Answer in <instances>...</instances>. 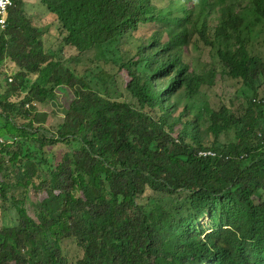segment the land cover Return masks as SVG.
Wrapping results in <instances>:
<instances>
[{
  "label": "trees",
  "instance_id": "1",
  "mask_svg": "<svg viewBox=\"0 0 264 264\" xmlns=\"http://www.w3.org/2000/svg\"><path fill=\"white\" fill-rule=\"evenodd\" d=\"M254 1L264 20V6ZM12 2L0 34V66L18 70L6 74L8 82L0 85V105L10 109L11 98L21 94L31 75L37 78L22 99L26 112L33 110L25 109L26 103L51 101L56 88L71 90L73 100L49 143L75 141L80 146L41 184L46 196L39 202L37 220L14 201L18 224L0 228V264H68L65 239L84 248L79 264H264V93L258 94L264 60L244 44L234 52L218 50L227 74L241 78L254 95L243 115L234 116L225 107L211 115L215 138L235 127L236 142L224 149L196 148L174 137L164 116H153L156 109L164 110L153 77L126 69L127 91L137 107L105 98L45 51L44 35L24 12V0ZM36 2L57 19L64 45L77 52L122 39L150 21L144 0ZM242 25L241 18L229 16L216 36H228L229 29ZM199 36L212 43L206 23ZM177 65L175 59L161 68L171 77ZM184 69L175 72L174 86L197 93L203 78L181 74ZM14 144L1 151L0 165ZM201 151L213 155L201 156ZM7 188L0 180L2 200ZM147 188L166 194L187 191L197 216L208 212L212 220L221 210L233 213L234 221L227 230L212 233V241L201 240L187 219L176 221L165 209L148 213L140 206Z\"/></svg>",
  "mask_w": 264,
  "mask_h": 264
},
{
  "label": "rangeland",
  "instance_id": "2",
  "mask_svg": "<svg viewBox=\"0 0 264 264\" xmlns=\"http://www.w3.org/2000/svg\"><path fill=\"white\" fill-rule=\"evenodd\" d=\"M144 1L150 18L147 24L140 25L122 39L83 52L64 45L57 19L36 0H24V12L33 26L42 31L45 51L76 77L83 79L90 90L110 100L124 101L137 107L127 91L129 78L126 69L130 68L141 77H153L152 82L162 94L164 110L156 109L152 114L157 118H166L174 137L181 136L192 146L203 149H224L233 144L237 140L235 127L216 139L211 129V115L222 107L234 116L245 114L254 92L241 78L227 74L218 50L234 52L244 44L252 56L264 60V20L257 12L255 1ZM259 3L264 6V0H259ZM229 16L241 18L242 27L239 30L229 29L228 36H216V28L221 27ZM203 23L207 24L211 44H206L199 36ZM2 31L0 28V34ZM175 59L178 65L168 77V69H162L161 63ZM183 66L185 69L181 74L203 78L204 84L197 93L190 94L184 87L176 89L174 86L173 76ZM8 67L5 71L0 66V85L8 80L6 74L18 70ZM36 78L37 75H31L21 94L11 98L10 109L6 104L0 105V137H11L15 142L0 165V180L8 187L6 200L0 198V228L17 226L14 201L22 202L28 215L37 220L36 210L46 196L41 184L49 180L51 172L64 156L71 155L80 146L75 141L49 143L73 100L71 90L54 89L55 96L51 101L43 104L37 101V107L31 111L26 112L21 107L22 99ZM261 79L258 80L259 96L263 94ZM3 89L0 87V92ZM261 124L264 127V120ZM42 164L47 168L43 169ZM138 204L148 213L162 208L176 221L187 219L192 232L206 241H212V233L227 230L230 222L234 221L230 220L233 213L227 215L221 210L214 213L212 220L208 212L197 216L192 208L191 193L187 191L166 194L147 188L139 197ZM62 249L68 264H79L83 258L84 248L74 239L63 240Z\"/></svg>",
  "mask_w": 264,
  "mask_h": 264
},
{
  "label": "built area",
  "instance_id": "3",
  "mask_svg": "<svg viewBox=\"0 0 264 264\" xmlns=\"http://www.w3.org/2000/svg\"><path fill=\"white\" fill-rule=\"evenodd\" d=\"M13 7V2L12 0H0V28L5 29L7 26L8 18H9V10ZM12 81V79H10ZM263 93H264V85H263ZM37 107L36 102H29L26 103L24 108L25 109H35ZM14 142V139H3L0 137V153L4 148H7L11 146ZM201 156H209L213 155L211 152H205L201 151L200 152Z\"/></svg>",
  "mask_w": 264,
  "mask_h": 264
}]
</instances>
